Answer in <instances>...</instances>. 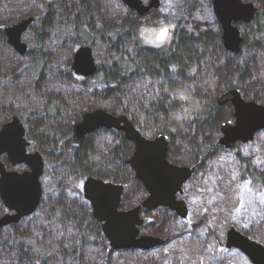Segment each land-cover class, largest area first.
<instances>
[{
    "label": "trees",
    "instance_id": "obj_1",
    "mask_svg": "<svg viewBox=\"0 0 264 264\" xmlns=\"http://www.w3.org/2000/svg\"><path fill=\"white\" fill-rule=\"evenodd\" d=\"M252 1L260 9L250 23L240 25L241 50L231 52L221 43V30L209 0L170 1L164 10L151 11L148 17L120 14L118 9L113 10L116 5L113 0H46V11L29 33L30 49L25 55L33 58L27 63L29 70L0 64L1 118L7 109L17 108L9 99L14 81L24 72L26 76H37L39 70L35 66L42 63L40 77L32 89L28 86L25 91L28 105L21 107H24L22 120L27 132L35 147L45 155L49 173L35 213L4 232L9 241L0 243V264H90L91 259L97 258V250L102 253L101 229L81 193L80 179L85 175L125 182L127 202L141 195L138 182L125 163L129 146L119 132L100 131L88 135L79 145L70 143L68 123L76 115L58 89H47L41 83L44 71L53 80L60 78L73 83L78 94L87 90L92 104L111 113L127 114L142 132L168 133L171 158L178 163L196 165L197 178H205L207 182L210 173H200L209 170L215 156L230 151L219 143V126L230 114V107L219 105L217 95L227 88H239L245 98L264 104V61L261 60L264 0ZM160 12L173 17L171 40L156 48L146 46L138 35V25L145 18L164 21ZM6 13L9 12L4 11L5 17L11 16ZM83 43L91 45L96 52L101 51L98 71L92 77L72 74L68 59L58 51L65 44ZM144 78H149L151 84L140 88L141 97L135 96L130 84ZM211 81L216 87L214 91L205 87ZM97 135L99 140L95 141ZM238 146L240 178L250 180L255 189L264 188V163L251 154L243 155ZM255 205L257 209L252 215L250 210L241 213L249 221V227L255 226L253 217L260 213L263 216L259 219L264 220L263 202L256 200ZM194 211L191 203L190 213ZM207 214L208 210L202 208L197 219H193L192 213L190 225L175 229L171 223L175 225L180 218L175 215L171 218L170 212L160 210L152 217L148 229L160 235L166 231L177 239L183 236L191 240L197 236L199 247L209 257L217 228L212 226ZM173 252L170 254L173 262L166 259L164 264H192L183 259L184 249L176 245ZM213 252L218 260L222 258L225 262L227 251L214 248Z\"/></svg>",
    "mask_w": 264,
    "mask_h": 264
},
{
    "label": "water",
    "instance_id": "obj_2",
    "mask_svg": "<svg viewBox=\"0 0 264 264\" xmlns=\"http://www.w3.org/2000/svg\"><path fill=\"white\" fill-rule=\"evenodd\" d=\"M123 2L139 12L158 4L157 0H151L147 6L143 5L141 0ZM212 6L213 13L222 27L224 47L232 52L239 51L242 38L233 22L249 21L255 13V6L242 0H212ZM29 21L30 19L22 20L6 28L9 43L13 44L21 55L26 50L25 44L20 40L21 32ZM71 60V66L77 73L89 76L97 69L89 46L78 47ZM216 102L219 105L231 103L233 107V122L225 120L219 126L221 133L219 143L226 148L234 147L238 141L251 140L257 131L264 130V104L255 100H244L238 88L223 90ZM100 126L121 129L126 138L134 143V151L128 163L135 175L143 181L149 196L140 205L128 210H118L123 185L93 177L86 179L84 195L91 201L94 216L103 222V232L112 246L139 249L155 247L162 239L151 235H139V226L143 223L139 210L141 206L163 205L177 209L179 215H184L183 202L175 200V193L181 190V184L191 174L192 169L171 164L166 160L165 134L159 133L153 140H149L127 116H115L102 108L84 113L82 120L74 123L73 140L80 141L86 133ZM22 134L23 128L17 117L5 123L0 130V154L6 152L13 165L25 163L29 167V170L23 172L6 171L0 162V196L4 204L15 211L0 217V228L33 212L41 196L39 177L43 170L42 159L38 152L25 151L26 143L21 139ZM225 246L238 249L253 264H264V245L234 227L227 231Z\"/></svg>",
    "mask_w": 264,
    "mask_h": 264
},
{
    "label": "flooded vegetation",
    "instance_id": "obj_3",
    "mask_svg": "<svg viewBox=\"0 0 264 264\" xmlns=\"http://www.w3.org/2000/svg\"><path fill=\"white\" fill-rule=\"evenodd\" d=\"M118 1H120V3H121L120 5L123 6V9L119 8V9H121L120 14H128L130 16H137V15L141 16V15H143V16L148 17L147 15L150 14L151 11L164 10V8L169 4V2L171 0H157L158 1L157 5H151L149 8H147L146 10H144L142 12H139L135 8H132L131 6L125 4L123 2V0H118ZM141 1H142L143 5L147 6V5H149L151 0H141ZM209 1H210V5H211V11L213 13L212 0H209ZM242 1L243 2H251V3H253V5L256 8L254 15L259 11L260 7L254 1H252V0H242ZM0 2H2V6L0 7V43H4L5 42L7 45L12 47V49L14 51L13 52L14 55H16V53L18 51L15 49L13 44L9 43L8 36L6 34V28H8L10 26H13L14 24H17V23H19L22 20L30 19V21L26 24V27L22 30L21 37H20L21 42H23L25 44V49H26L25 53L22 54V56L19 55V58H18L19 61L16 58H12V59L7 58L9 60L5 61L4 57H6V56H4L3 53H1L0 64H4L3 66L11 64V65H13L14 68L16 67L17 70L19 68L21 69V67L22 68L25 67V69L27 71V70H29L28 69V65H26V66H24V65L27 64L28 62H26L25 64H22L21 62L22 61H26L25 60L26 59L25 55H26L27 52H29V49H30L29 33L31 31L32 26L37 23V21L39 20L41 15L46 11V4H47L46 0H33V6L32 7H34V8L31 9V6L29 7V10L31 9L30 11H32V12L28 13L27 12L28 9H27L26 12L28 13V15L27 16H23V17H18L15 22H11L10 21L11 18L10 17H5V15H4V11L9 12V13H6L7 15L11 14L10 12H11L12 6L8 2L5 3L4 0H2ZM37 9H39L41 12H35ZM44 9H45V11H44ZM115 9L116 8L114 7L113 10H115ZM213 15H214V13H213ZM254 15L252 16V18L249 21L237 20V21L233 22V24H235L237 26V28L239 29L242 40H243V36H242V30L240 28V25H242L243 23H250L252 21ZM159 16L161 17V19H165L167 23L172 24V28L169 29L171 31V33H170V40H171L172 33L174 31V26H175V24L173 22V19H171L173 17L170 16L169 14H167L166 12H160ZM24 17H26V19H24ZM148 20H151V18H145V20L141 22V23H143V26H145L146 24L149 23ZM216 20H217V18H216ZM162 22H164V21H162ZM217 24L220 27L221 34H222V27H221L220 23L218 22V20H217ZM220 38H221V43H222V45L224 47L223 40H222V35H220ZM242 40H241L239 51L241 50ZM167 44H163V45H167ZM86 45L91 47V50H92V54H93V57H94V62H95V65L97 67L95 73L92 74V75H89V76L77 73V72H75V70H73V68L71 66L72 65L71 61L72 60H70V63H68L72 74H74L77 77H81V78L92 77V76L96 75V73L98 71V68H99V60H98V57H96V55H95L93 47L91 45H88V44H86ZM163 45H159V46H156V47H160V46H163ZM149 47H152V46L149 45ZM156 47H154V48H156ZM224 49L227 50L225 47H224ZM227 51H229V50H227ZM239 51H237V52H239ZM65 58L68 59L67 53L65 55ZM35 68L39 70L37 72V76H33L31 74L26 76V72H24L21 75H19V77L17 78L16 81H14V86L11 87L10 93L13 94V92H14L15 94L13 95V98L9 97V99H11L10 101L12 102V104L17 105V108H16V110H12V111L7 109L5 111V112H7V114L1 116V118H0V130L2 129V127L4 126L5 123L11 121L13 117H17L18 122L21 124V126L23 128V134L21 136V139H23L25 141V143H26L25 144V151L27 153L38 152L39 155L41 156V159H42L43 170H42V173H41V175L39 177V181H40V184H41V196H40L38 205H37V207L35 208V210L33 212H31V213H29L27 215L21 216L17 221L9 222V223L3 225L0 228V243L1 242L3 243L4 241L7 240L6 236H4V232L8 228H10L11 225L18 224L22 219L29 218L30 216H32L35 213V211L37 210V208L39 206V203L41 201V198L43 196L45 188L47 187L46 183H47V180L49 178V173L47 172V160L45 158V155L41 152V150H39V149H37L35 147L33 140L31 139L30 135L27 132V127H26L25 123L22 120V113L24 112L23 111L24 107L22 109L21 105H24V106L28 105V102H27L28 98L25 95V91H26L28 86L32 89L33 85L35 84L34 82L37 81L38 78L40 77L39 73L41 72L42 63L37 64L35 66ZM30 71H28V72L30 73ZM44 72H45V74H44V77H43V80H42L41 83H45V85H47L46 86L47 89H50V90L51 89H58V91L60 92V96L64 99V101L66 103L69 102L71 107H75L76 105L73 106L72 105V101H70L68 96H67L68 92H67L66 88L64 87V84L66 83L65 80H62L60 78H58L57 80H53L51 74L48 71H44ZM221 92L222 91H220V93ZM240 94H241V96H242V98L244 100H254V99L245 98L242 95L241 91H240ZM219 95H217V97ZM217 97H216V99H217ZM76 103L80 107L77 112L73 108V112H76V113H74V115H76L77 117L75 116L76 119L74 118L72 121L69 120V123H68L69 128H70V143L73 144V145H79V144L82 143V141L88 135L96 133V132H100V131H102V132H104V131L105 132H111V131L119 132L120 135L126 141L127 145L129 146L128 147V151H127V155H126V158H125V163H126L127 167L129 168V170L131 171L133 177L138 182L139 191L141 193V195L139 197H137L136 199H134L133 201L127 202V200L125 198V194L127 193V190H126L127 186H126L125 182L123 183L122 181H115V180H112V179H109V178H103L101 176H95V175H90V174L85 175L82 179H80V188H81L82 197H83L84 200H86V202L89 205V209L91 211L92 218L99 224V227H100L101 233H102L101 236H102L103 242H104V246H103L104 250H103V248L99 247L100 250H103L102 253H100L97 250V252L95 254V256L97 258L91 259L90 260V264H132V257L133 258H137L140 264H164V261L166 259L167 260L170 259L173 262L174 258H173V256H170V254H174L173 250L176 248L175 244L177 243V241H176L177 238L176 237L175 238H171L166 231L162 232L161 235L160 234L151 233V232H149L148 227H151V224L153 223V218L152 217L155 216L158 212H160V210H164V209L171 213V215H170L171 218L174 217L173 215H175L177 217H184V218L186 217L187 220H190L191 217H192L191 216L192 213H188L190 211V204L191 203L193 204L194 210H197V209L199 210V208L202 206V201L201 200H199V201L195 200L197 198V194H198L196 189H197V187L201 186L203 191L206 190V186L207 185H206L205 178H203V179L197 178L198 175H196V171H195L196 165H190V164H187V163H178V162L174 161L171 158V154H170L171 153V151H170V135L168 133H166L164 131H154L152 134H147L145 132H142L138 127L135 126V124L133 123V121L130 119V117L127 114L120 113V112L111 113V112L107 111L106 109H104L103 107L97 106V104H94V103L92 104V102H88L85 99L81 100V94H79L77 96ZM225 104H228L229 107H230V114L227 116V118L225 120H231V122H233L234 118H233V107H232V104L231 103H225ZM83 105H84V107H83ZM13 107L14 106H11V109ZM27 107L28 106H26V109H28ZM98 108H102V109L106 110L107 112H109V113H111V114H113L115 116H120V115L127 116V118L141 132V134L145 138H147L149 140H153L155 138V136L157 134H159V133L165 134L166 140H167L166 153H165L166 160L169 163H171V164L178 165V166H186V167H189V168L192 169L191 174L181 184V190H178L175 193V200L177 202H180V201L183 202V210L185 211L184 215H179L177 213V211H178L177 209L169 208L168 206H163V205H157V206H154V207L153 206L152 207H143V206H141V208L139 210V213H140L141 218L143 219V223H142V225L139 226V235H141V234L142 235H151V236H154V237L162 239V242L160 244H158L157 246L152 247L150 249H139V248H132V247H128V248H126V247H118L117 248V247L112 246V244L110 243V240L107 238V236H105V234L103 232V229H102V223L103 222L99 221L94 216V214H93V206L91 204V201L84 195V192H83L84 183H85V181H86V179L88 177H93V178L101 179V180H103L105 182H111L113 184H121V185H123V188H122V191H121V195H120V201H119V204H118V207H117L118 210H128V209H130V208H132V207H134L136 205H140L142 203V201H144L149 196V192L146 189V187L144 186L143 181L141 179H139L135 175V172L133 171L131 165L128 163V160L130 159V157H131V155H132V153L134 151V143L131 140L126 138L123 130L115 128V127H104V126L101 127L100 126V127L96 128V129L86 133L82 137V139L80 141H76L75 142L73 140V125H74V123L82 120V116H83L84 113L93 111V110L98 109ZM98 136H100V135H97L94 138L95 141L99 140ZM238 142H240V141H238ZM237 143L234 145V147L237 145ZM220 145L226 150L232 149V148H226L222 144H220ZM214 158H213V160H214ZM0 162L3 164V166H4L6 171H13L14 170V171H17V172H23V171L29 170L28 165H26L25 163H16V164L13 165L10 162V160L8 159V156H7L6 152H2L0 154ZM208 167H209V170L205 171L204 173H200V174L201 175H207V173L208 174L211 173V170H212L211 162H210V165ZM0 178H1V172H0ZM208 182H210V181H208ZM44 183H45L46 186L44 185ZM204 193H206V192H204ZM131 195H132V193H131ZM208 199H209V197L204 195L203 202L208 201ZM207 210H209V209H207ZM14 212H15L14 210L9 209L4 204V202H3V200H2V198L0 196V217L2 215L6 214V213L11 214V213H14ZM171 224H172V226H174L173 225L174 223H171ZM8 241L9 240H7V242ZM171 248H173V250ZM219 249L221 251H223L225 248H221L220 247ZM226 249H228V248L226 247ZM152 250H154L155 252L154 253H150V251H152ZM167 250L169 252L165 254V251L167 252ZM200 256H202V254L199 255L197 264H202L201 261L203 260V257H200ZM183 259L185 261H187L188 263H192L193 264V258H192L191 255H187L186 253H184ZM223 260L224 259H222V258L219 259V264L225 263V262H223ZM203 264H205V262Z\"/></svg>",
    "mask_w": 264,
    "mask_h": 264
},
{
    "label": "rangeland",
    "instance_id": "obj_4",
    "mask_svg": "<svg viewBox=\"0 0 264 264\" xmlns=\"http://www.w3.org/2000/svg\"><path fill=\"white\" fill-rule=\"evenodd\" d=\"M4 2L5 3L9 2V4L12 6L11 12H10L11 22H15L18 17L27 16L28 13L32 12L30 10L34 8L32 7L33 0H4ZM113 2L116 3L115 5L116 9H118L119 11H121V9L119 8L123 9V6L119 4L120 1L113 0ZM30 6H31V9L29 10ZM35 12H41V11L37 9ZM213 17L217 23L215 15H213ZM24 19H26V17H24ZM162 21H160L158 18H151V20H148L149 23L146 24L145 26H143V23L141 22L139 23L138 35L140 36L143 44L147 46L150 45L152 47H156L159 45L169 43L170 33H171L169 29L172 28V24L167 23L165 19H164V22ZM163 28H166L168 30L167 37L164 41H159L157 37H158L160 30ZM83 44H79V46L65 44V45L60 46L58 48V51L62 52L64 55H66L67 53L68 61L70 63V60L72 59V55L75 49H77ZM84 45L87 46L86 44ZM93 50L95 52L96 57H99L101 54V51L96 52L94 48ZM13 52L14 51L12 47L7 45L5 42L0 43V56H1V53H3L4 56H6L4 57L5 61H8L9 59H12V58L18 59L19 55L22 56L19 52H17L16 55H14ZM31 57H32L31 55H28V57H26L28 59L26 61H22L21 63L22 64H25L26 62L31 63L33 59ZM260 57H262V55ZM261 60L264 61V57L261 58ZM149 84H151V80L149 78H144V80L131 83L130 87L134 91L135 96L137 95L140 96V90L142 88L145 89V87ZM72 85L73 83L66 82L64 84V87L66 88L68 92L67 96L69 100L72 101V105L73 106L76 105L73 108L77 112L80 108L79 105H77L76 103V98L79 94L77 93L78 89L76 88L74 89ZM205 87L213 91L216 89L212 81L211 83L206 82ZM79 92L81 94V100L85 99L86 101L91 102V100L88 99L90 94L87 90H81ZM13 95L14 94H10L9 95L10 98H13ZM238 144L240 146H238ZM237 146L239 147V151L243 155L251 154L255 157H258L259 162L263 164L264 163V130L257 131L251 140H248L246 142H238L235 147H232V149H229L230 151H226V152L220 153L217 156H215L214 160L211 162L212 170H211V173L209 174V177H208L209 179L206 182V185H207L206 190L203 191L201 186L197 187L196 190L198 194L195 200H198V201L201 200L202 206L199 208V210L198 209L195 210L196 213L192 212L194 213L193 219H197V216H199L202 213V208L203 209L206 208V210L208 208L209 214L207 215H208V218L211 220L210 223L212 224L214 228H217V229H215V234H213L214 246L209 251V254H210L209 257L207 256L206 251L199 247V244H198L199 241H198L197 236H193L191 240H187L183 236H181L180 239H176L177 241L176 245L179 247V249H184L187 255L192 256L193 264H197L200 254H202V256L200 257H203V260L201 261L202 264L204 262L205 264H214V262L212 261L213 259L218 262L219 260L213 251H214V248L219 251L220 247L225 248L224 250L227 251L226 254L224 255L225 263L223 264H253L238 249L234 247L226 249L225 241H226L227 231L230 229V227H234L236 230L240 231L244 235H247L251 239L256 240L264 245V220L259 219L261 216H263L262 215L263 213H260L258 215L259 217L258 216L253 217L254 220L256 221L254 222L255 226H252V227H249L248 225L249 221L247 220L246 217H243L241 214L242 210L243 211L250 210L251 215H252V211L253 210L256 211L257 209L255 208L256 200L263 202L264 204V188L262 187L261 189L260 188L255 189V187L252 186L250 180H247V179L245 180V179L240 178V174H239L240 172L239 164L240 163L236 155V151H238ZM204 195L209 197L208 201L206 202H203ZM188 213H190V211ZM179 218H180V221L178 223H175L174 225L175 229H179V228L183 229L186 225H190L191 219L187 220L186 217L185 218L179 217ZM152 251H150V253L155 252L154 250ZM168 252H169L168 250L167 252L165 251V254ZM180 252L181 251H179V253ZM132 264H140V263L137 258L132 257Z\"/></svg>",
    "mask_w": 264,
    "mask_h": 264
},
{
    "label": "snow or ice",
    "instance_id": "obj_5",
    "mask_svg": "<svg viewBox=\"0 0 264 264\" xmlns=\"http://www.w3.org/2000/svg\"><path fill=\"white\" fill-rule=\"evenodd\" d=\"M167 32L168 30L166 28H163L160 30L159 34H158V40L159 41H164L167 37Z\"/></svg>",
    "mask_w": 264,
    "mask_h": 264
},
{
    "label": "clouds",
    "instance_id": "obj_6",
    "mask_svg": "<svg viewBox=\"0 0 264 264\" xmlns=\"http://www.w3.org/2000/svg\"><path fill=\"white\" fill-rule=\"evenodd\" d=\"M149 39H151V38H149Z\"/></svg>",
    "mask_w": 264,
    "mask_h": 264
}]
</instances>
